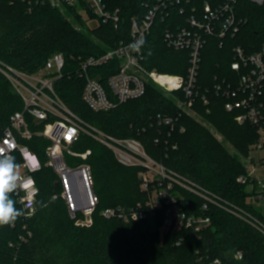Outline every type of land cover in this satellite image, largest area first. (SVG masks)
<instances>
[{"label":"trees","instance_id":"obj_1","mask_svg":"<svg viewBox=\"0 0 264 264\" xmlns=\"http://www.w3.org/2000/svg\"><path fill=\"white\" fill-rule=\"evenodd\" d=\"M156 1L103 0L111 14L117 12L116 23L97 17L84 0L77 5L65 4L64 10L47 0H0V67L34 75L54 54H63L66 66L62 77L55 81V90L80 119L107 136L139 141L147 154L168 171L187 178L228 208L264 225V209L252 201L257 193L250 192L249 182L238 180L245 175L241 159L258 141V130L251 123L239 124L236 117L240 111L228 112L226 98L215 91V85L224 80L236 85L238 75L231 68L234 47L241 46L252 54L264 44V5L242 0L238 17L246 22L239 33L224 39L207 37L198 77L199 96L192 108L201 122L179 108L177 100L183 98L182 91L167 95L154 83L148 84L143 97L108 112H94L82 99L84 80L75 73L79 62L128 41L132 19L144 17ZM193 4L202 7L201 0H193ZM81 11L91 20L97 19L98 25L88 27ZM169 11V16L156 20L145 39L143 65L148 70L184 76L189 68L188 52L170 48L164 33L186 26L191 9L187 7L181 13L175 4ZM76 24L82 29H77ZM112 65H118V61L96 71L110 74L107 70ZM23 109L22 97L0 70L1 127H9L11 116ZM164 118H171L172 123H164ZM204 122L216 129L223 140ZM30 126L33 130L40 127L31 119ZM23 143L42 164L41 170L34 173L39 188L37 208L28 219L21 216L12 225L0 226V264H216L215 260L220 261L217 264H264L262 231L215 203H208L204 209L201 197L180 186L176 190L183 196L179 199L183 209L189 215L211 218L201 233L192 229L162 231L163 208L141 221L105 219L101 212L107 207L130 209L147 200L138 177L142 168L121 164L111 149L86 133L80 134L71 149L76 153L91 150V155L87 160L66 156V161L69 165L86 162L91 166L99 206L91 226L76 225L65 201L53 198L59 187L57 175L47 165L50 141L35 136ZM14 157L20 165V154ZM12 198L19 209L13 194ZM120 228L127 231V240L115 237ZM238 251L243 253L242 259L235 258Z\"/></svg>","mask_w":264,"mask_h":264},{"label":"built area","instance_id":"obj_2","mask_svg":"<svg viewBox=\"0 0 264 264\" xmlns=\"http://www.w3.org/2000/svg\"><path fill=\"white\" fill-rule=\"evenodd\" d=\"M53 7L64 10V5H77L79 0H47ZM90 10L105 21L111 19L118 23L117 12L111 14L103 0H84ZM201 9L193 4V0H157L141 19L133 18L130 27V39L121 41L116 47L101 56H91L81 60L76 74L84 80L82 99L94 112H108L122 103L139 99L147 92L148 84L154 83L165 92L171 94L182 91L183 98L177 100L180 109L191 115L195 114L193 105L199 96L198 77L202 58V50L208 36L224 39L234 37L240 31L241 24L246 21L238 17L239 3L242 0H201ZM256 5H264V0H246ZM177 4L184 13L190 7V15L186 18V26L177 30H167L164 33L166 44L178 51H187L189 68L186 75L160 73L148 70L144 65L143 48L140 53L134 52L129 45L143 36L150 35L153 25L159 17L169 16L170 5ZM223 45V43H222ZM234 61L232 70L237 73L236 85L226 80L215 85V91L226 98L225 109L228 112L240 111L236 117L239 124L251 123L258 130V141L252 146L253 151L260 152L261 164L264 165V44L252 53H246L241 46L233 48ZM118 61L107 72L96 71L105 65ZM66 60L61 53L54 54L39 73L27 75L11 68L2 69L12 81L24 101L23 111L14 113L10 118V126L3 129L0 125V151L22 157L20 181L14 197L19 209L23 210L24 219H28L36 211L39 188L34 173L42 168L38 156L28 145L23 143L35 136L44 137L50 141L46 149L47 165L57 175L60 194L65 201L70 216L76 225L90 226L94 213L99 206V198L95 192V182L91 166L86 162L69 165L66 154L82 160H87L91 150L83 153L72 151V145L78 141L81 133H86L111 149L118 161L128 167H141L139 173L141 191L147 195V200L135 208L126 209L122 206L107 207L101 215L105 219H116L124 223L146 220L163 208L162 231H182L192 229L201 233L208 228L211 218L203 215H189L181 206L179 199L183 196L177 192L180 186L201 197L204 209L208 203L236 214L264 233V225L259 221L246 218L236 210H232L214 197L207 190L195 185L187 178L168 171L162 164L153 160L142 144L135 139H116L107 136L99 129L88 125L80 119L60 98L55 90V81L62 77ZM102 78L104 79L102 81ZM205 103L208 100L203 96ZM161 118V117H160ZM30 119L39 124L38 129H32ZM163 122L171 124V118ZM264 167V166H263ZM257 166L252 172L242 175L238 180L246 183L249 177L254 178ZM264 200L261 194L257 197ZM264 209V204L261 205ZM236 259H242L243 253H235ZM214 263H220L215 260Z\"/></svg>","mask_w":264,"mask_h":264},{"label":"clouds","instance_id":"obj_3","mask_svg":"<svg viewBox=\"0 0 264 264\" xmlns=\"http://www.w3.org/2000/svg\"><path fill=\"white\" fill-rule=\"evenodd\" d=\"M145 44L146 40L141 36L129 47L132 51L140 53ZM18 168L14 156L0 151V226L12 225L24 215L23 210L16 207V201L12 198L20 181Z\"/></svg>","mask_w":264,"mask_h":264},{"label":"rangeland","instance_id":"obj_4","mask_svg":"<svg viewBox=\"0 0 264 264\" xmlns=\"http://www.w3.org/2000/svg\"><path fill=\"white\" fill-rule=\"evenodd\" d=\"M81 14L83 16V20L85 21V23L87 24L88 27L90 28H94L98 25V21L97 19H92L90 17H88V14L84 11H81ZM76 28L77 29H82V26L80 24H76ZM159 87V86H158ZM15 88V86H14ZM16 89V88H15ZM17 91V90H16ZM164 91V90H163ZM165 92V91H164ZM18 93V91H17ZM19 94V93H18ZM165 94H169L167 92H165ZM68 106V105H67ZM194 118H196L198 121H202V119L195 113L193 114ZM204 125L208 126L211 128L212 132L216 135V137L222 141L223 140V136L218 132L216 131V129H214L210 124L208 123H205L204 122ZM117 139V138H116ZM120 140H123V139H120ZM227 147L234 153V149L231 148L232 146L227 144ZM252 149V147H251ZM113 152V151H112ZM113 154L115 155V153L113 152ZM66 156H71L69 154H66ZM73 157V156H72ZM262 157V154L260 152H256V151H253V150H250L248 156L246 157H243L241 160H242V164L244 165V168H245V174H248V171L249 172H252L253 168L255 167V165L257 166V170L256 172L253 174L254 178L252 177H249V187L248 189L250 190V192H255L257 193L255 195V197L250 198V200L252 199V201H255V205L257 207H261V205L264 204V200H257V197L258 195L260 196L261 194L264 196V165L261 164L260 162V159ZM76 158V157H75ZM115 158H116V155H115ZM118 160V159H117ZM18 171V174L21 173V169L18 168L17 169ZM140 173V172H139ZM138 177H139V174H138ZM140 179V178H139ZM60 189L56 192V194L53 196V198L55 199H63L61 197V194H60ZM69 217L70 219H73L70 214H69ZM76 224V223H75ZM91 226V225H90ZM125 228H120L119 231L116 232L115 234V237H117L118 240H127V237H126V233L127 231L124 230Z\"/></svg>","mask_w":264,"mask_h":264},{"label":"water","instance_id":"obj_5","mask_svg":"<svg viewBox=\"0 0 264 264\" xmlns=\"http://www.w3.org/2000/svg\"><path fill=\"white\" fill-rule=\"evenodd\" d=\"M56 186H58V183L56 182Z\"/></svg>","mask_w":264,"mask_h":264}]
</instances>
